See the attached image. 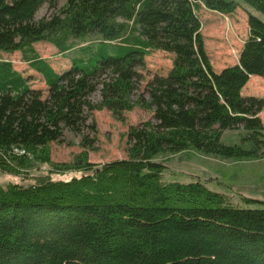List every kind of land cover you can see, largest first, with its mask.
Segmentation results:
<instances>
[{
	"label": "trees",
	"instance_id": "obj_1",
	"mask_svg": "<svg viewBox=\"0 0 264 264\" xmlns=\"http://www.w3.org/2000/svg\"><path fill=\"white\" fill-rule=\"evenodd\" d=\"M240 1L67 0L36 20L60 0H0V170L28 178L34 160L51 166L29 185H0V264H264V208L233 206L201 179L166 181L167 164L156 160L190 150L250 159L264 148V98L243 94L252 76L264 79V21L254 12L264 15V0H242L254 10L246 5L249 38L221 71L199 17L201 6L231 14ZM42 40L79 55L58 72L35 49ZM158 50L173 54L172 68L147 84L148 101L138 99L154 115L130 127L128 157L54 162L49 144L66 128L82 130L95 110L120 118L134 107L139 70ZM16 51L42 74L47 97L1 59ZM241 126L253 147L222 141Z\"/></svg>",
	"mask_w": 264,
	"mask_h": 264
},
{
	"label": "rangeland",
	"instance_id": "obj_2",
	"mask_svg": "<svg viewBox=\"0 0 264 264\" xmlns=\"http://www.w3.org/2000/svg\"><path fill=\"white\" fill-rule=\"evenodd\" d=\"M239 1V0H238ZM242 1V0H241ZM235 12L223 14L212 11L204 6L199 9L202 21V33L205 37L206 49L213 68L221 71L223 68L239 62L241 50L249 38V24L247 4L243 1ZM67 0H60L57 9L43 6L36 15V20L50 18L57 14ZM247 5V6H246ZM251 9V7L248 6ZM253 10V9H251ZM254 11V10H253ZM264 21V15L254 11ZM41 57L48 59L58 72L70 67L72 58L79 55L77 50L66 54L59 53L57 47L48 41H38L34 44ZM1 59L12 61L14 69L29 78L31 86L43 91V97L48 95V86L42 74L33 70L30 64L23 61L22 52L1 53ZM173 54L163 50L154 51L146 57V65L140 69L141 80L132 99L135 102L131 110H124L119 118L114 113L103 108L90 114L87 124L82 130L74 132L64 130L60 141L49 144L51 159L56 163H73L82 154L94 163H105L111 160L128 157L127 133L131 126L153 120L154 110L138 102L140 96L149 100L146 92L147 84L157 75L165 76L172 68ZM255 77V78H254ZM262 80V81H261ZM244 88L243 94L264 98V79L253 76ZM90 99L99 103L101 93L98 89L91 94ZM264 124V109L260 113ZM248 132L241 126L238 130H227L222 136L226 144H239L245 148L254 146L253 142L245 140ZM264 140V130L260 136ZM264 148L260 146L259 156L250 159L225 158L190 150L180 153H163L156 160L167 164L163 174L166 181H192L201 179L207 186L228 196L229 201L236 207L264 208ZM33 158V155H31ZM51 166L41 160H34L32 166L26 170L29 177H19L4 173L0 170V185L22 183L29 185L34 182L33 177L47 175ZM75 173L59 175L57 178H69Z\"/></svg>",
	"mask_w": 264,
	"mask_h": 264
},
{
	"label": "crops",
	"instance_id": "obj_3",
	"mask_svg": "<svg viewBox=\"0 0 264 264\" xmlns=\"http://www.w3.org/2000/svg\"><path fill=\"white\" fill-rule=\"evenodd\" d=\"M252 78H253V76L251 77V79H252ZM254 78H255V77H254ZM248 84H249V83H248ZM248 84H247V85H248ZM247 85H246V86H247Z\"/></svg>",
	"mask_w": 264,
	"mask_h": 264
}]
</instances>
